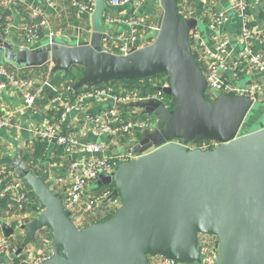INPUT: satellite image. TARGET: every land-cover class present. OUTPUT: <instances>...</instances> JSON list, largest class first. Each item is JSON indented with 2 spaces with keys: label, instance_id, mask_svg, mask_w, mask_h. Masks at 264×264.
Returning <instances> with one entry per match:
<instances>
[{
  "label": "water",
  "instance_id": "water-1",
  "mask_svg": "<svg viewBox=\"0 0 264 264\" xmlns=\"http://www.w3.org/2000/svg\"><path fill=\"white\" fill-rule=\"evenodd\" d=\"M93 1L88 40L72 44L52 37L15 51L9 40L0 38V64L21 69L48 63L49 80L80 65L83 74L72 91L165 73L169 86L163 91L175 106L169 109L149 99L110 103L152 114L155 125L128 144L130 159L111 174H99L94 184L112 186L107 199H119L113 214L82 227L69 218L48 172L31 170L23 158V142H18L12 177L34 195L38 213L20 225L23 236L15 254L34 243L39 230L49 228L51 255L40 264H150L148 256L156 255L171 264H196L204 234L216 238L213 264H264V120H252L254 105H264L223 92L206 98L207 80L190 45L191 29L202 23L196 13L182 18L177 0H157L161 13L152 41L127 54L102 50L106 5ZM20 17L14 14V27ZM198 140L218 144L189 148ZM0 227L4 237L14 234L5 220Z\"/></svg>",
  "mask_w": 264,
  "mask_h": 264
},
{
  "label": "built area",
  "instance_id": "built-area-1",
  "mask_svg": "<svg viewBox=\"0 0 264 264\" xmlns=\"http://www.w3.org/2000/svg\"><path fill=\"white\" fill-rule=\"evenodd\" d=\"M37 1L50 7L55 6L54 0ZM70 2L72 6L77 8L79 13H91L94 8L93 0H70ZM104 2L110 6L132 3L135 8H140L146 0H104ZM15 3L16 0H0V37L3 40H9L15 51L34 48L42 40L39 26L43 24V21L32 23L30 18L38 17L43 12L38 6H33L28 13L29 20L20 27L18 25L14 27L13 19L8 20L3 17L2 10L12 8ZM228 3L230 10L240 19L238 27L239 47L233 54L229 47L228 37L220 30L223 23L228 20L225 12L213 14L209 17L207 34L204 35L198 27L190 31V43L191 41L194 43L200 58L204 60L203 72L207 80V94L212 93L214 97L216 92L244 95L264 105V53L252 44L253 39L259 38L264 34V31H254L251 28L248 0H228ZM145 16L146 12H134L126 16L104 12L102 50L113 54H127L149 44L152 41L151 30L155 26L150 25L146 29L143 25ZM117 25H120V27L117 28ZM16 31L19 32L20 40L15 39ZM229 54L232 57L230 60L228 58ZM229 75L231 77H228ZM0 76L4 77V81L0 82V85H9L19 90L23 105L25 108H30L41 87L36 92L31 93L30 85L32 82L18 79L6 69L4 64H0ZM168 86L169 80L165 78L155 85V91L145 95H139L137 90L133 89L96 86L79 94H74L73 99L66 98L65 92H59L51 99L49 109L61 110L60 115L55 120L53 115L51 118H44L40 125L32 129L31 139L38 138L47 142V144L56 146V148L63 147L67 157L76 146H79L89 155L81 163L69 162L66 174L57 175L54 181L50 183L51 188L55 189L53 191L61 195L65 209L69 212V218L76 226H83L84 209L90 208L93 204L98 205L103 201H109L116 208L119 203L118 198L107 199L111 190L98 196H91L90 194V190L94 187L99 174H111L120 162L127 161L132 157L131 153L127 151L107 153V149L121 146L115 136L121 132L152 130L155 125V118L152 114H148L144 119H124L114 105L108 107L107 103L149 99L159 101L168 107L166 94L163 91V88ZM68 90L72 91L71 88ZM94 109L97 110L94 111ZM70 112L74 113V123L69 124V126L77 125L81 132L89 131L106 139L104 141L87 140L81 142L80 138L71 132L62 133L60 125L66 123V117ZM82 113L84 115H81ZM1 126H11V114L0 118ZM210 144L212 145L210 146ZM217 144L218 142L214 140H203L199 145L192 143L189 148L206 149ZM11 172L12 169L7 170L4 164L0 165V198L8 196L10 200L8 207L12 209L6 218L0 220L16 217L18 219V221L16 220L18 223L16 232H18L19 226L24 223L23 220L32 219L37 215L38 210L34 211L31 208L34 198L28 195V190L20 180L12 177L3 183V178L8 174L12 175ZM59 189L61 190L59 191ZM82 196H85L83 202L81 201ZM83 204H86L85 208ZM49 242L50 239L45 240V247L36 251L28 249L27 246L22 251L24 256L16 264H40L51 255V250L48 247ZM215 243L216 238L214 236L200 235V259L196 264H213ZM16 250L17 248L6 237L0 239V254L8 257L9 264L15 256H18L15 254ZM148 262L150 264H171L167 257L160 255L148 256Z\"/></svg>",
  "mask_w": 264,
  "mask_h": 264
},
{
  "label": "crops",
  "instance_id": "crops-1",
  "mask_svg": "<svg viewBox=\"0 0 264 264\" xmlns=\"http://www.w3.org/2000/svg\"><path fill=\"white\" fill-rule=\"evenodd\" d=\"M248 1V14L251 28L254 31H264V0ZM54 2L55 6L50 7L37 0H16L15 5L10 9L13 10V16L15 13L20 14L21 19L18 24L19 27L29 20L28 11H30L33 6H38L43 12V14L39 15L38 17H40L41 21H43V24L40 25V28L43 26L45 29L44 39L37 43L35 47L41 45L45 41H48L52 37L61 38L72 44L88 40L91 34L90 13H79L77 10L72 8V6H70L66 0H54ZM16 4L21 6L20 11H17ZM198 4L199 7L196 9V14L198 15V21L202 23L200 30L204 35L207 34L208 30L207 24L202 21L200 16L201 12L206 13L208 17L221 12H225L227 14L228 20L223 23L220 30L225 36L228 37L230 41L229 47L231 49V53L233 54L239 47L238 27L240 19L234 12H232V10H230L228 0H199ZM105 5V10L108 11H106V13H111L114 15L126 16L131 15L134 12H146V14L148 12H154L153 23L151 24L153 27L156 26L161 13V8L158 5L157 0H146V2L140 8H135L132 3L120 6H110L106 3ZM35 19L36 17H32L30 18V21ZM114 27L116 26L114 25ZM119 27L120 25H117V28ZM15 33V39L20 40L19 32L16 31ZM261 36L259 38L253 39L252 44L256 49L264 53V38ZM228 58L229 60L232 58L231 54L228 55ZM228 77H231V75ZM2 81H4V77L0 76V82ZM23 104L24 103L21 99L19 90L9 85H0V118L11 114V126L0 127V165H11L17 143L23 142L24 147L25 142L30 140L32 137V129L37 125H40L44 118H48L45 115L43 116L41 110L25 108ZM96 108H98V106H96ZM259 109L260 110L256 112V115H254V120L259 117V114L263 111L264 106L263 109L261 107ZM46 111L47 109L44 108L43 112ZM73 123L74 113L70 112L66 117L65 125ZM73 127L77 130L76 133L81 142H85L87 140L104 141L106 139L105 137L96 136L89 131L81 132L77 125ZM136 140L137 139L131 140L128 144H131V142L134 143ZM130 146L131 145H123L118 148H109L107 149V153H114L115 150L121 152ZM48 149H56V146L49 144ZM88 156L89 155H87L79 146H76L73 148L71 154L67 158L70 160L69 162L76 161L81 163V161L83 162V160ZM45 163L47 165L46 172H48V179L51 183V181H54L56 176L59 175L61 163L57 164L56 161ZM11 178V174L6 175L3 178V183ZM84 200L85 196H82L81 201L83 202ZM16 220L18 221L16 217H9L5 219L7 224L14 228V233L17 231L15 226ZM20 229L19 231L23 232V230ZM21 232H19V234L23 236V233ZM2 237H4V234L0 227V239ZM28 249H32L34 251L37 250L33 243L28 246ZM0 264H9L8 257L0 254Z\"/></svg>",
  "mask_w": 264,
  "mask_h": 264
},
{
  "label": "trees",
  "instance_id": "trees-1",
  "mask_svg": "<svg viewBox=\"0 0 264 264\" xmlns=\"http://www.w3.org/2000/svg\"><path fill=\"white\" fill-rule=\"evenodd\" d=\"M67 3L71 5L70 0H66ZM178 3V11L179 14L182 18L188 17L192 14L197 13V8L199 7L198 3L199 0H177ZM17 11L21 10V6L16 4ZM75 10H77L76 7L72 6ZM107 10L104 12L106 13ZM13 10L10 8H5L2 10V15L3 17L7 18L8 20L13 19ZM108 12V11H107ZM29 13V11H28ZM202 21L204 23H209L210 18L208 15L204 12H201L200 14ZM153 17H154V12H148L145 16L144 19V27L147 29L152 23H153ZM41 18L36 17L35 20L30 21L32 23L35 22H40ZM39 32L40 36L42 39H44V34H45V29L40 28L39 26ZM264 38V34L261 36ZM191 48L193 51V55L197 61V64L199 65L200 69L204 71V60L200 58L199 53L196 50V47L194 46V43L191 41ZM6 69L13 73L18 79L25 80V81H31L30 85V92L34 93L36 92L37 89L41 86V90L38 93V96L35 97V100L32 104V106L29 109H37L41 110V113H43V116H47L48 118H51L53 115V119H57L60 115L61 110H50L49 105L50 101L53 97H55L59 92H65L66 93V98L73 99L74 94H79L85 90L90 89L91 87H102V86H111L115 89L118 88H125L128 90H137L139 95H145L146 93L153 92L155 91V85L162 79L167 78L165 73H160L155 76L147 77V78H142V79H133V80H111L108 82L100 83L94 86H83L79 87L74 91H69L68 89L71 88L74 82H76L83 74V67L77 64L72 65L69 70L65 73L63 72H56L51 80L48 79L49 77V68L50 64H44L43 66L40 67H35V68H21V69H15L14 67L10 65L4 64ZM45 83V84H44ZM47 83V84H46ZM44 84V86H43ZM43 86V87H42ZM68 90V91H67ZM166 97V103L168 105L169 109H173L175 106V101L170 95H165ZM214 95L212 93L206 94L207 99H212ZM108 107H111L109 103H107ZM116 109L120 112V114L123 116L124 119H144L148 114L140 113L137 109L135 108H128V107H118L115 106ZM44 108H48L46 112H43ZM97 109H94V111ZM252 120H254V115L252 116ZM251 120V121H252ZM62 133H73L76 137L77 135V130L74 129V127L61 124L60 125ZM116 139L118 143L123 146V145H128V143L131 140H135L138 137H140V131H129V132H121L118 133L116 136ZM79 138V137H78ZM203 140H198L194 142L195 144H200ZM47 142L41 141L38 138H32L30 140H27L24 145V152H23V158L25 161H27L30 164L31 170L37 174L41 175L46 171L47 165L45 162H54L56 161L57 164L61 163V167L59 170V175H65L68 167H69V161L67 156L64 153V148L59 147L56 149H48ZM7 170H11L12 166L10 164H5ZM112 186L111 185H101L98 187H92L90 190L91 196H98L102 194L105 191L111 190ZM53 190H55L53 188ZM61 189H59L60 191ZM28 195L31 196V198H34V195L30 192L27 191ZM10 203V200L8 196H4L0 198V218H6L9 214V211L12 209L8 207V204ZM83 207H86V204H83ZM31 208L34 211H37V208L35 204L33 203L31 205ZM84 220H83V226L97 222V221H102L107 218H109L114 210L115 207L110 204L109 201H103L98 205H92L88 209H84ZM29 219H24L23 221L26 222ZM18 223H15V226H17ZM50 229L49 228H43L39 230L36 234L34 245L36 249H42L45 247L44 242L47 239H50ZM9 242L16 248L20 246V243L22 241V235L19 234V232L14 233L12 236L7 238ZM36 251V250H35ZM24 256V253L21 252L20 255L15 256L11 261L10 264H16L18 260Z\"/></svg>",
  "mask_w": 264,
  "mask_h": 264
},
{
  "label": "rangeland",
  "instance_id": "rangeland-1",
  "mask_svg": "<svg viewBox=\"0 0 264 264\" xmlns=\"http://www.w3.org/2000/svg\"><path fill=\"white\" fill-rule=\"evenodd\" d=\"M199 22H200V21H199ZM254 109H256V112H257L258 110H260V109H259V106H258L257 104L254 105ZM258 118H260L261 120H264V112H260ZM124 151H125V150H124Z\"/></svg>",
  "mask_w": 264,
  "mask_h": 264
},
{
  "label": "flooded vegetation",
  "instance_id": "flooded-vegetation-1",
  "mask_svg": "<svg viewBox=\"0 0 264 264\" xmlns=\"http://www.w3.org/2000/svg\"><path fill=\"white\" fill-rule=\"evenodd\" d=\"M197 145H199V144H197ZM212 144H210V146H211Z\"/></svg>",
  "mask_w": 264,
  "mask_h": 264
},
{
  "label": "bare ground",
  "instance_id": "bare-ground-1",
  "mask_svg": "<svg viewBox=\"0 0 264 264\" xmlns=\"http://www.w3.org/2000/svg\"><path fill=\"white\" fill-rule=\"evenodd\" d=\"M126 151V150H125Z\"/></svg>",
  "mask_w": 264,
  "mask_h": 264
}]
</instances>
